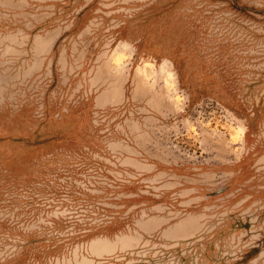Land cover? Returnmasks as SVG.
Here are the masks:
<instances>
[{
	"label": "rangeland",
	"instance_id": "rangeland-1",
	"mask_svg": "<svg viewBox=\"0 0 264 264\" xmlns=\"http://www.w3.org/2000/svg\"><path fill=\"white\" fill-rule=\"evenodd\" d=\"M0 264H264V0H0Z\"/></svg>",
	"mask_w": 264,
	"mask_h": 264
}]
</instances>
